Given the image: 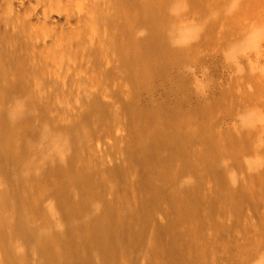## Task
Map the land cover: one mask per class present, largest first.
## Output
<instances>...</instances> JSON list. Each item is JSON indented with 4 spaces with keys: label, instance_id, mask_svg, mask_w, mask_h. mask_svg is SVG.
<instances>
[{
    "label": "rangeland",
    "instance_id": "1",
    "mask_svg": "<svg viewBox=\"0 0 264 264\" xmlns=\"http://www.w3.org/2000/svg\"><path fill=\"white\" fill-rule=\"evenodd\" d=\"M40 1L0 3V264H85L67 243L108 212L128 232L89 264H264V0H77L95 31Z\"/></svg>",
    "mask_w": 264,
    "mask_h": 264
},
{
    "label": "bare ground",
    "instance_id": "2",
    "mask_svg": "<svg viewBox=\"0 0 264 264\" xmlns=\"http://www.w3.org/2000/svg\"><path fill=\"white\" fill-rule=\"evenodd\" d=\"M1 2L0 3H2L1 5H2V7L3 8H1V9H3V11H4V13H5V17H8L9 18V20L11 21V20H15V22L16 23H18L17 21H19L18 19H19V17L21 16V13L22 14H24L25 15V13L24 12H26V14H27V11H31V9L33 10V8H35V6L33 7L32 6V4H30V6H29V3H31V1L32 2H34V1H37V0H0ZM39 1V0H38ZM51 3H52V1H54V3L56 4L57 2H55V0H49ZM48 0H46V2H49ZM57 1V0H56ZM61 1H63V0H61ZM60 1V2H61ZM72 1V0H71ZM75 1V0H74ZM73 1V2H74ZM82 1H84V0H82ZM85 1H88V0H85ZM89 1H92V0H89ZM95 0H93L92 2H89V3H91V5L88 3V2H85V3H88L89 4V6L87 7V9L89 8V10L88 11H90V9H91V7H92V3H95L94 2ZM101 1V0H100ZM99 1V2H100ZM103 2H105L104 0H102ZM107 1V0H106ZM119 1V0H118ZM130 1V0H129ZM253 1H255V0H253ZM40 2H42V0L40 1ZM44 2H45V0H44ZM45 2V3H46ZM59 2V3H60ZM64 2V3H63ZM63 2H61L62 4H65L66 3V0H64ZM77 2V3H76ZM76 2H74L75 4H77V6H78V8H77V6L76 5H74V6H72V7H74L75 8V6H76V10L77 9H79V7L80 6H83V9H84V7H85V5H84V3L82 4L81 2V5L80 4H78V1L76 0ZM98 2V1H97ZM103 2H102V6H103ZM128 2V1H127ZM34 3H37V5H39V6H36V7H40V4L41 3H39V2H34ZM45 3H44V6H43V10L45 9L44 7H46V5H45ZM53 3V4H54ZM59 3H57V4H59ZM60 3V4H61ZM73 3V4H74ZM101 3V2H100ZM100 3H99V6H100ZM132 3V2H131ZM133 3H135V0H134V2ZM46 4H48V3H46ZM53 4L51 5V4H48V5H50L51 6V8H53V7H55V6H57V8H55V14H59L61 11L60 10H58V12H56V9H58L60 6H58V5H55V6H53ZM61 4V5H62ZM71 4V3H70ZM70 4H69V11L68 10H66L65 11V13L67 12L68 13V16H67V18L71 15V13H70V10H72V7H70ZM72 4V5H73ZM96 4V3H95ZM108 4V2L106 3V5ZM125 4V3H124ZM127 4V3H126ZM33 5H36V4H33ZM42 5V4H41ZM66 5V4H65ZM80 5V6H79ZM87 5V4H86ZM96 5H98V3L96 4ZM105 5V6H106ZM136 5V4H135ZM141 5V4H140ZM29 6V7H28ZM50 6L48 7V9H45V14L43 13V11H42V8H41V13H43V15H45L46 16V10H49V8H50ZM101 6V7H102ZM30 7H33V8H30ZM61 7H64V6H61ZM60 7V8H61ZM96 7V6H95ZM113 7V6H112ZM116 8H117V5L115 6ZM120 7V6H119ZM27 8H29V10H27ZM47 8V7H46ZM74 8H73V10H74ZM97 8V7H96ZM108 8V7H107ZM107 8H106V11H107ZM54 9V8H53ZM63 9V8H62ZM87 9H84V10H86V13H88V14H90L91 12H87ZM99 9V8H98ZM109 9H111V6L109 7ZM26 10V11H25ZM35 10V9H34ZM50 10H52V9H50ZM49 10V13L50 12H52V11H50ZM72 10V11H73ZM81 10H82V8L80 7V14L82 13L83 14V12H84V15L85 16H83L85 19H87L88 20V22L89 21H91V23L96 19H94L93 17H92V20H89V18H88V16H87V18H86V14H85V11L83 10V12H81ZM92 10H94V8H92ZM1 12H3L2 10H0ZM36 11H39V10H36ZM71 11V12H72ZM78 11V10H77ZM95 11H96V9H95ZM98 11H102L101 9L100 10H98ZM79 12V11H78ZM104 12H105V10H104ZM28 13H30V15H32L31 14V12H28ZM37 13V12H36ZM48 13V14H49ZM53 13V12H52ZM62 13V12H61ZM60 13V14H61ZM64 13V12H63ZM64 13V15H67V13L65 14ZM69 13H70V15H69ZM75 13V12H74ZM74 13H72L73 15V17H72V21L73 22H75L74 24H78V22H79V19H84V18H81L80 16V18H78V14H77V16H75L74 17ZM77 13V12H76ZM93 13V12H92ZM91 13V14H92ZM96 13V12H95ZM95 13H93L92 14V16H94L95 15ZM100 13V12H99ZM103 13V12H102ZM106 13V12H105ZM33 14H35V12H33ZM37 14H40V13H37ZM60 14H59V16H60ZM79 14V15H80ZM107 14V13H106ZM29 15V14H28ZM51 15V14H50ZM64 15H62L63 17H66V16H64ZM3 16V17H4ZM39 16V15H38ZM38 16H37V20L35 21V19H34V21L33 20H31V21H33V22H37L38 23V20H40V19H38ZM42 16V15H41ZM101 16V15H100ZM108 16V15H107ZM4 17V18H5ZM23 17H25V16H23ZM31 17V16H30ZM30 17H28L27 16V18H30ZM43 17V16H42ZM56 19L58 18V17H56V15L54 16ZM89 17H91V15H89ZM95 17V16H94ZM8 18H7V20H8ZM26 18V17H25ZM32 18V17H31ZM33 18H36L34 15H33ZM32 18V19H33ZM45 18V17H44ZM43 18V19H44ZM54 18V19H55ZM17 19V20H16ZM20 19H21V17H20ZM50 19H52V17L50 18ZM49 19V20H50ZM63 19H66V18H63ZM98 19V18H97ZM26 20V19H25ZM24 20V21H25ZM30 20H28L29 22H31ZM101 20V19H100ZM28 21H27V23H28ZM44 21H46V20H44ZM82 21V20H81ZM42 22V21H41ZM47 22H48V19H47ZM77 22V23H76ZM83 22V21H82ZM80 23L81 24V26H82V24L83 23ZM87 22V21H86ZM85 22V20H84V26L87 24ZM20 23H22V22H20L19 21V23L18 24H20ZM44 23V22H43ZM86 23V24H85ZM90 22H89V25L91 24ZM11 24V23H10ZM12 24H14V22H12ZM25 24H26V22H25ZM31 24H33V23H31ZM39 24H41V23H38L37 25H39ZM47 24V23H46ZM56 25H57V23H55ZM55 24H53V25H55ZM73 24V25H74ZM93 24V23H92ZM30 27L32 26V25H30V24H28ZM28 25H26L27 27H29ZM35 26H36V24H34ZM33 25V26H34ZM42 25V27L44 26L43 24H41ZM41 25H39V26H41ZM48 25H49V23H48ZM70 25H72V23L70 24ZM69 25V26H70ZM88 25V24H87ZM86 25V27H88ZM94 25V24H93ZM92 25V26H93ZM25 26V27H26ZM34 26V27H35ZM50 26V25H49ZM60 29H61V27H63L64 25H62L61 27H60V25L58 24L57 25ZM67 26V25H66ZM74 26H76V25H74ZM74 26H71V29L73 30V28H75ZM34 27H32L33 29H34ZM38 27V26H37ZM48 27V26H47ZM54 27V26H53ZM56 27V26H55ZM31 28V30H32V33H33V31H35L37 28H35V30H33ZM39 28V30H41L40 28L41 27H38ZM44 28V27H43ZM52 27H50V30L51 31H54V29L52 28ZM57 28V27H56ZM55 28V29H56ZM66 28V27H65ZM91 28H94V31H95V27H91V25H90V27H89V29H91ZM27 29V28H26ZM28 29H30V28H28ZM27 29V30H28ZM47 29V31H48V28H46ZM46 29H44L45 31H46ZM60 29H59V31H60ZM64 29V28H63ZM80 30H81V28H79ZM83 29H84V31L86 30L84 27H83ZM39 30L37 31V33L39 32ZM57 30V29H56ZM69 30V29H68ZM79 30V31H80ZM91 30H93V29H91ZM51 31H48L49 33L51 32ZM65 31V30H64ZM70 31V30H69ZM76 31V33H77V36H75V37H78V30H76V28L74 29V31H72V32H75ZM83 31V30H82ZM93 31V32H94ZM30 32V31H29ZM44 32V31H43ZM71 32V31H70ZM88 32H90L89 30H88ZM88 32H87V34H88ZM93 32H90V33H93ZM41 33H42V31H41ZM47 32H44L43 34L44 35H46V36H48L47 34H49V33H47ZM51 33H53V32H51ZM62 33H63V30H62ZM76 33H75V35H76ZM81 33V32H80ZM59 34H61V33H59ZM68 34V33H67ZM71 34V33H70ZM83 33H81L80 34V36L82 35ZM44 35H41V36H39V34L38 35H34V36H36V37H42V38H44L43 40V42H45L46 40H45V37L46 36H44ZM54 35H55V32L53 33V38H54ZM57 35V34H56ZM72 36H73V34H71ZM89 35V34H88ZM44 36V37H43ZM83 36H85V35H83ZM82 36V37H83ZM87 36V35H86ZM85 36V37H86ZM33 37V36H32ZM48 37H52V35H50V36H48ZM71 37V36H70ZM82 37H81V39H82ZM39 38V39H40ZM42 38L40 39V40H42ZM55 38H56V36H55ZM84 38V37H83ZM37 40H38V38H36ZM49 39V38H48ZM58 39V38H57ZM56 39V40H57ZM74 39V38H73ZM75 42V41H74ZM53 43V42H52ZM61 43V42H60ZM56 44V43H55ZM58 45V44H57ZM260 45V44H259ZM40 46V45H39ZM262 46V45H261ZM21 47V46H20ZM43 47V46H42ZM44 47H46V45L44 46ZM56 47V46H55ZM38 48V47H37ZM41 49V48H40ZM57 49V48H56ZM50 50V49H49ZM42 52V51H41ZM45 54V53H44ZM25 56V55H24ZM52 59V58H51ZM56 67V66H55ZM94 106V105H93ZM102 111V110H101ZM160 116V115H159ZM102 117V116H101ZM179 117V116H178ZM177 117V118H178ZM176 118V117H175ZM183 118V117H182ZM90 120V119H89ZM182 120V119H181ZM8 121V120H7ZM6 121V119L5 118H3V117H0V163L1 164H3V163H6L7 161H8V157H9V155H11V154H9V151H11L9 148V145H8V138H9V135H10V129H11V125H10V123H8V122H10V121H8L7 122ZM91 121V120H90ZM103 121V120H102ZM94 122V121H93ZM172 122H174V121H172ZM104 123V122H103ZM177 123V122H176ZM88 124V123H87ZM86 125V124H85ZM89 126V125H88ZM155 126V125H154ZM176 127V126H175ZM10 128V129H9ZM183 128V127H182ZM187 129V128H186ZM189 129V128H188ZM90 130V129H89ZM15 131V130H14ZM76 131V130H75ZM16 133V132H15ZM85 134V133H84ZM93 134V133H92ZM90 135V134H89ZM79 136V135H78ZM95 136H96V133H95ZM94 136V137H95ZM167 136H169V135H167ZM166 136V134H165V136L163 135V134H156V136H154V140L156 141V142H159L158 144H160V143H163V144H165V142H167V140L168 141H170L171 139H169V137H167ZM170 136H172V135H170ZM175 137H177V136H174V138ZM181 137V136H180ZM150 138V137H149ZM10 139V138H9ZM13 139V138H12ZM153 140V141H154ZM173 140V139H172ZM172 140H171V142H172ZM184 140V139H183ZM28 143V142H27ZM154 143V142H153ZM169 143V142H168ZM173 143L175 144V145H178V144H180L179 143V141L178 140H173ZM188 143V142H187ZM184 144V143H183ZM185 144H186V142H185ZM137 145V144H136ZM157 145V144H156ZM30 146V145H29ZM141 146V145H140ZM171 147H172V144L170 145ZM180 146V148L182 147L181 145H179ZM25 147V146H24ZM157 147V146H156ZM142 148V147H141ZM180 148H178V149H180ZM147 149V148H146ZM149 149V148H148ZM152 149V148H151ZM155 149V148H154ZM25 150V149H24ZM134 150V149H133ZM138 150V149H137ZM142 150V149H141ZM181 150V149H180ZM184 150H185V147H184ZM152 151V152H151ZM147 150V151H145V149H144V151H142L143 153H145L143 156H145V157H147V156H151L152 155V153H154L153 152V149L152 150ZM175 151V150H174ZM182 151V150H181ZM188 151V150H187ZM141 152V151H140ZM12 153V152H11ZM143 153H141V154H143ZM187 153V152H186ZM140 154V153H139ZM172 154V153H171ZM147 155V156H146ZM141 156V155H140ZM146 159V158H145ZM150 159V158H149ZM159 160V159H158ZM163 161H164V159H163ZM158 164V163H157ZM160 167V166H159ZM152 168V167H151ZM1 169H3V168H1ZM145 169V168H144ZM148 169V168H147ZM160 169V168H159ZM61 169H59L58 171H60ZM148 170H150V169H148ZM151 171V170H150ZM152 171H153V169H152ZM149 172V171H148ZM142 173V172H141ZM152 173V172H151ZM144 174V173H143ZM148 174V173H147ZM151 175H153V174H151ZM50 177H52V176H50ZM146 177V176H145ZM148 177L150 178V174L148 175ZM60 178V177H59ZM148 179V178H147ZM51 183V182H50ZM155 188V187H154ZM152 191V190H151ZM156 191H158V190H156ZM157 193V192H156ZM29 194V193H28ZM158 194V193H157ZM25 195V194H24ZM166 196V195H165ZM64 198V197H63ZM192 198V197H191ZM158 199V198H157ZM160 199V198H159ZM166 199V198H165ZM9 200V199H8ZM67 201V200H66ZM179 201V200H178ZM185 202V201H184ZM162 203H164V202H162ZM71 204V203H70ZM161 204V203H160ZM166 204V203H165ZM186 204H188V203H186ZM27 205V204H26ZM26 205H25V207H26ZM185 205V204H184ZM2 206V205H1ZM176 206V205H175ZM22 207V206H21ZM119 211V210H118ZM128 211V210H127ZM8 212V211H7ZM71 212V211H70ZM125 212V211H124ZM213 212V211H212ZM211 212V213H212ZM109 213V214H108ZM107 214L108 215H106L107 216V219L105 220V222H102V220H101V222H96V221H93V222H96V224H94V225H92V226H88V228L86 229H76L77 230V232H75V234L73 233V236L75 235L76 237H77V235H79V236H81V241H78V240H76V242H73V241H69V243H67L68 242V240H66L67 242V247H66V251H67V253L69 254V256L70 257H73V258H76V259H79V260H81V259H83L84 260V262H85V264H89V262H88V260L86 259H84L85 258V255L83 254V252L85 251V249H86V246H87V244H88V242H90V241H95V242H97L101 247H102V250L101 251H103V255H102V259L104 260V261H115V259H116V254H115V249H116V247H117V244H119V241L125 236V234H127V232H128V229H129V223H128V218L127 217H125V216H116V214L115 213H113V212H108ZM136 213V212H135ZM151 214V213H150ZM184 214V213H183ZM212 215H213V213H212ZM221 216V215H220ZM215 217V216H214ZM22 218V217H21ZM129 219H130V217H129ZM104 221V220H103ZM131 221V220H130ZM129 221V222H130ZM92 222V223H93ZM134 222V221H133ZM86 223V222H85ZM139 223V222H138ZM89 224V223H88ZM85 226V225H84ZM86 227V226H85ZM136 227V226H135ZM139 227V226H138ZM159 227V226H158ZM2 230V229H1ZM75 230V231H76ZM135 231V230H134ZM154 233V232H153ZM128 235H129V233H128ZM131 236V235H130ZM162 238V237H161ZM74 239V238H73ZM120 242H122V240L120 241ZM156 242V241H155ZM154 242V243H155ZM66 245V244H65ZM64 245V246H65ZM167 245V244H166ZM126 246V245H125ZM118 247H119V245H118ZM117 247V248H118ZM151 247V246H150ZM153 247V246H152ZM152 249V248H151ZM150 249V250H151ZM153 249H155L154 247H153ZM154 251H156V249L155 250H151V252L149 253V254H151V256H150V258H149V260H150V262H149V264H154L155 262L153 261V259H155V258H153V257H155L156 256V258H157V254L155 253V256H154ZM100 253V252H99ZM119 254V253H118ZM117 254V255H118ZM171 255V254H170ZM185 256V255H184ZM51 257H53V256H51ZM172 257V256H171ZM182 257V256H181ZM120 258V257H119ZM178 259H180L179 258V256H178ZM184 258H181L180 259V261H179V263L180 262H185V259L183 260ZM51 260H53V259H51ZM187 260V259H186ZM155 261H156V259H155ZM53 262V261H52ZM83 262V261H82ZM171 263V262H170ZM186 263H187V261H186ZM156 264V263H155ZM181 264V263H180ZM185 264V263H184ZM189 264V263H188Z\"/></svg>",
    "mask_w": 264,
    "mask_h": 264
}]
</instances>
